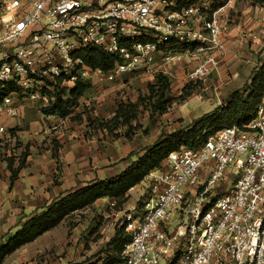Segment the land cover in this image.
I'll list each match as a JSON object with an SVG mask.
<instances>
[{
    "label": "built area",
    "instance_id": "obj_1",
    "mask_svg": "<svg viewBox=\"0 0 264 264\" xmlns=\"http://www.w3.org/2000/svg\"><path fill=\"white\" fill-rule=\"evenodd\" d=\"M176 1L0 0V138L21 101L49 108L79 80L114 82L182 60L190 83L218 74L223 9L210 15L215 0H200L173 10ZM249 40L258 38L243 33ZM93 48L118 58L113 70L78 56ZM142 186L138 206L116 212L129 236L119 264H264V103L248 124L171 153Z\"/></svg>",
    "mask_w": 264,
    "mask_h": 264
},
{
    "label": "rangeland",
    "instance_id": "obj_2",
    "mask_svg": "<svg viewBox=\"0 0 264 264\" xmlns=\"http://www.w3.org/2000/svg\"><path fill=\"white\" fill-rule=\"evenodd\" d=\"M214 2L224 7L228 0H215ZM263 9V7L252 5L247 0H234L233 7H227L219 14V18L225 23V28L241 25V32L246 34L249 33L247 27L250 23H244L245 16H251L249 22L250 20L254 22L255 19L259 21L258 16L263 14ZM259 31H263V27ZM255 35L258 38V43L254 45L256 46L255 51H252L251 55H245L246 58L242 59L248 61V64L241 67L239 90L249 82L252 71L256 67L259 68L260 62L264 59L263 32ZM223 63L224 61L221 62L220 68ZM187 67L186 61L182 60L164 70L155 68L151 72H137L123 76L114 82L96 84L90 81L92 88L81 99L80 105L72 117L66 120L55 116H44L37 106L28 101H21L19 116L2 120L6 132L0 138V191L3 189V185H8L13 201V207L10 209L13 218L8 224L10 228L6 233H9L17 225H22L26 217L32 215V213L30 214L31 208L24 210L19 207L20 202L24 204L25 200L22 201L19 198V194L15 191V184L13 183L11 186L9 184L8 177L10 179L11 176L8 169L9 160H13L14 167H17L19 158L28 150L26 175L29 171L35 172L42 174L45 179L43 184L45 201L42 206L44 208L50 204L52 196L50 190L60 186V181H63L65 177L68 179L70 176L65 163L61 160L62 149L66 147L67 140L74 142L73 145L76 149H80L84 145L89 146L85 149L88 156L92 154L88 161L89 166L96 163L99 153L102 154L103 151L109 156L107 162L111 166L124 165L131 163V160L133 162L141 158L145 151L163 136L188 127L197 119V115L201 117L216 109L207 103L213 102L215 97L210 95V89L202 93L201 90H204V87L201 83H196L195 94H198L199 98L202 97L203 100L207 99V102H199L197 98L191 100L192 96L183 104H173L164 115L152 114L149 104L141 102L147 97L148 86L154 82L155 76L159 73L167 75L171 80L170 97H178L182 89L190 83L187 77ZM231 76L229 75V77ZM120 102L140 104L138 117L132 123V132L125 126L112 131L114 125L110 121ZM194 109L197 110V114L193 113ZM47 119L53 122H47ZM9 121H13V124H9ZM56 122L57 125L53 128ZM107 123L110 128L104 129L102 126ZM58 132L63 134L61 138L55 135ZM126 134H129L130 137H126ZM97 146L101 147L98 151H96ZM39 162H42L43 167H37ZM85 182L87 183V181ZM47 191H49V197H47ZM143 192L142 183L133 188L129 192L128 201L123 209L138 206ZM42 208L36 209L33 213ZM118 227H120V216L116 215V211L110 209L109 204H104L68 218L56 229L47 232L35 242L15 252L6 260L5 264H83L90 260H92L91 263H95ZM3 237L1 236L0 242ZM102 257L104 258V256Z\"/></svg>",
    "mask_w": 264,
    "mask_h": 264
},
{
    "label": "trees",
    "instance_id": "obj_3",
    "mask_svg": "<svg viewBox=\"0 0 264 264\" xmlns=\"http://www.w3.org/2000/svg\"><path fill=\"white\" fill-rule=\"evenodd\" d=\"M199 1L177 0L173 10L188 8ZM247 1L254 6L264 8V0ZM222 6L215 2L211 6L209 14L216 12ZM78 56L93 70H101L104 73L113 70L118 61L117 57L107 55L99 48L80 52ZM196 85L187 84L178 97L171 98V80L167 75L159 73L155 76L154 82L148 86L147 97L141 102L149 104L152 114L164 115L173 104L187 102L194 95L197 89ZM91 88L90 82L79 80L66 100L57 97L56 102L49 108L42 109L41 113L47 117L55 116L66 120L72 117L79 107L81 99ZM263 102L264 59L260 62V67H256L252 71L249 82L242 89L235 91L224 105L196 119L188 127L163 136L156 144L148 148L141 158L134 160L119 175L102 181L90 182L77 190L70 191L39 209L22 225H17L0 242V264H3L9 256L18 250L59 227L73 215L95 208L99 200L114 201L116 203L115 211H123V207L128 201L129 192L139 186L151 172L162 168L171 153L180 151L182 148L197 149L205 143L207 136L213 135L225 127L248 124L256 116L258 108L263 105ZM139 105V103L120 102L110 121L114 125L112 131L125 126L132 132V123L138 117ZM102 127L110 128L108 123ZM205 131H207V136L203 135ZM126 137H130V135L126 134ZM28 156L27 150L19 158L17 167H14L13 160H9L11 185L18 179L20 172L26 168ZM128 242L129 236L125 227H118L114 236L99 255L98 261L91 263L92 260H90L83 264H119L122 262V254Z\"/></svg>",
    "mask_w": 264,
    "mask_h": 264
},
{
    "label": "crops",
    "instance_id": "obj_4",
    "mask_svg": "<svg viewBox=\"0 0 264 264\" xmlns=\"http://www.w3.org/2000/svg\"><path fill=\"white\" fill-rule=\"evenodd\" d=\"M234 0H228V3L226 6L221 7L223 11L226 10L227 7H233ZM260 19L250 20L251 16H245L244 23H250L249 27H247V31L249 33L246 34H257L263 32V40H264V9L263 14L258 16ZM241 25H233L228 26L225 28V34H224V40L226 43V53L222 57L221 62L224 61L222 67L219 69L218 74L213 75L210 79L206 80L205 82H202L201 84L204 87V90H201L202 93L209 91L210 89V95L212 97H215L213 102H207V99L203 100L202 97L199 98L198 94L196 95L194 93L193 98H197L199 102H207L209 105L213 107V109L224 105L230 96L237 90H239L238 83L241 79V67H245L248 64V61H244L242 59H245V55H251L250 53L252 51H255L254 45L258 43V41H248L247 43H242L241 38L243 32H241L240 29ZM246 27V26H245ZM263 27V31L261 28ZM259 31V32H258ZM256 36V35H255ZM250 43L251 45H247ZM264 44V41H263ZM244 57V58H243ZM229 75H232L229 77ZM201 91H199L201 93ZM190 100V101H191ZM264 103V102H263ZM193 113L197 114V110L194 109ZM200 118L197 115V119ZM47 122H53L50 120H46ZM61 123H63L61 121ZM9 124H13V121H9ZM57 125V122L54 124L53 128H55ZM59 138L62 137L63 134L61 132L56 133ZM74 142H70V140H67V145L65 148L62 149V161L65 163V167L69 171V178L60 181V186L54 187L50 190L52 196L50 199V203L56 199H58L60 196L70 192L77 190L83 186H85L87 183L95 182V181H102L105 179H109L112 177H115L119 175L121 172L126 170L132 163H126L124 165H116L111 166L108 164L109 156L105 154V152L99 153V158L96 159V163L93 164V166H89V160L92 154L86 153L85 149L89 146L84 145L80 149H76V147L73 145ZM73 148V149H72ZM101 147L97 146L96 151L100 150ZM96 155V154H94ZM106 161V163H104ZM27 166V164H26ZM37 167H43L42 162H39L37 164ZM19 174L18 179L14 182L15 184V191L19 194V198L24 201V204L20 202L21 209L24 210L30 209V214H34L33 212L38 209L42 208L44 201H45V188L43 187V184L45 182V179L43 178L42 174L30 172L26 175L25 169H23ZM11 177V176H10ZM8 180L9 177H8ZM87 181V183L85 182ZM10 186H11V180H10ZM51 184V182H49ZM9 186L3 185V189L0 191V238L1 236H5L10 228V221L13 218V213L10 211L11 207H13V201H12V193L9 192ZM49 191L46 192L47 197H49L48 194ZM24 199V200H23ZM111 201L109 199H102L99 200L95 207H99L101 205H108ZM49 205V204H47ZM12 213V216H11ZM27 213V212H25ZM17 215V214H15ZM30 215V216H32ZM29 216V217H30ZM26 217L25 221L29 218ZM8 225V226H7ZM10 257V256H9ZM8 257V258H9ZM7 258V259H8ZM6 259V260H7ZM5 260V262H6ZM5 262L3 264H5Z\"/></svg>",
    "mask_w": 264,
    "mask_h": 264
}]
</instances>
